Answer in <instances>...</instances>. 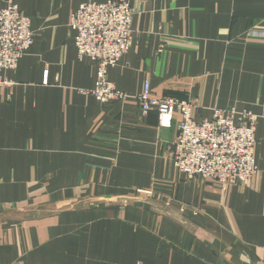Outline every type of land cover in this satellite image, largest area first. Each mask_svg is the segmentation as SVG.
<instances>
[{"label": "crops", "instance_id": "1", "mask_svg": "<svg viewBox=\"0 0 264 264\" xmlns=\"http://www.w3.org/2000/svg\"><path fill=\"white\" fill-rule=\"evenodd\" d=\"M85 1L0 0L34 32L0 87V264H264V0H131L134 44L108 72L131 97L107 105L69 28ZM146 82L197 121L257 115L251 185L179 173L181 114H142Z\"/></svg>", "mask_w": 264, "mask_h": 264}, {"label": "built area", "instance_id": "2", "mask_svg": "<svg viewBox=\"0 0 264 264\" xmlns=\"http://www.w3.org/2000/svg\"><path fill=\"white\" fill-rule=\"evenodd\" d=\"M134 14L131 0H86L71 17L69 28L74 33L78 57L96 64V82L91 93L102 105L122 103L131 97L108 80V72L120 64L134 44ZM33 44L30 19L15 4L1 8L0 87L11 85L5 72L15 70ZM163 49L164 46L159 53ZM135 98L142 114L156 112L163 128L171 127L174 115L181 114L172 151L173 165L179 173L190 180H213L223 187L251 185L258 174L254 157L257 115L231 108L215 110L211 119L197 121V106L193 102L152 98L149 82Z\"/></svg>", "mask_w": 264, "mask_h": 264}]
</instances>
